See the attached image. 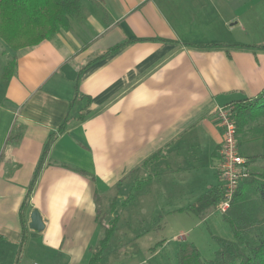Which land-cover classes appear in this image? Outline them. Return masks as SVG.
Instances as JSON below:
<instances>
[{
  "label": "crops",
  "instance_id": "crops-1",
  "mask_svg": "<svg viewBox=\"0 0 264 264\" xmlns=\"http://www.w3.org/2000/svg\"><path fill=\"white\" fill-rule=\"evenodd\" d=\"M262 20L264 0H82L67 29L10 50L14 72L1 75L0 112L8 117L0 139V264H87L102 238L96 197L117 202L136 184L143 183L140 195L167 194L166 211L192 213L219 186L215 110L264 88V50L231 46L264 43V35L240 37ZM52 135L23 229L20 209ZM155 153L161 157L145 164ZM35 210L39 232L29 228Z\"/></svg>",
  "mask_w": 264,
  "mask_h": 264
},
{
  "label": "trees",
  "instance_id": "trees-1",
  "mask_svg": "<svg viewBox=\"0 0 264 264\" xmlns=\"http://www.w3.org/2000/svg\"><path fill=\"white\" fill-rule=\"evenodd\" d=\"M99 2V0H96ZM82 8V0H0V39L12 51L37 45L44 40L52 39L60 30L68 28L69 20L77 16ZM126 43L108 50L104 54L120 48ZM222 44H198L202 50L219 48ZM234 48L264 50V43L259 45H231ZM104 56V55H103ZM15 59H6L2 78L7 79L14 72ZM77 96V95H76ZM69 102L66 117L59 128H63L69 110L77 102V97ZM231 116L236 127L237 145L257 142L262 153L247 157L248 164L258 159L263 160L260 170L251 171L240 182L236 195L223 220L229 226L233 240L217 238L218 244L211 259H204L200 251L192 243L181 244L176 252L175 264H264V88L253 98H245L230 102ZM82 119V116L79 117ZM56 137L52 135L44 145L41 156L35 166L27 188L26 198L20 209L22 227L25 229L23 211L29 195L33 191L36 180ZM240 155H242L240 153ZM159 153L150 156L145 164L152 165L160 158ZM244 157V156H243ZM222 198V188L213 187L200 197L190 208L194 214L200 215L209 208H215ZM97 218L102 223L101 199L96 197ZM106 233V232H105ZM108 235L99 240L96 247H91L87 264H98L102 259V248ZM24 242V238H22Z\"/></svg>",
  "mask_w": 264,
  "mask_h": 264
},
{
  "label": "rangeland",
  "instance_id": "rangeland-1",
  "mask_svg": "<svg viewBox=\"0 0 264 264\" xmlns=\"http://www.w3.org/2000/svg\"><path fill=\"white\" fill-rule=\"evenodd\" d=\"M259 35H264V20L260 21V27L243 28L240 37L249 39ZM5 48L8 47L0 39V101L2 102L1 75L5 59L6 57L10 59L9 55H11L9 48L8 52H4ZM6 117L8 114L1 111L0 134ZM1 136L2 134L0 139ZM261 151L259 143L241 146L243 155L252 156L260 154ZM139 187L135 185L132 196L126 194L117 202L111 198L101 203L102 237L106 235L108 237L101 251L102 259L98 264H175L178 247L185 243L194 244L204 259H211L218 246L217 238L233 240L231 230L221 214L214 212L206 221H201V217L194 213L168 212L165 203L167 194L162 196L152 192L148 195H140L143 193L141 189L144 188L143 183H140ZM188 193L190 194V191Z\"/></svg>",
  "mask_w": 264,
  "mask_h": 264
},
{
  "label": "built area",
  "instance_id": "built-area-1",
  "mask_svg": "<svg viewBox=\"0 0 264 264\" xmlns=\"http://www.w3.org/2000/svg\"><path fill=\"white\" fill-rule=\"evenodd\" d=\"M231 106L215 110L214 117L220 129L221 142L217 150V172L222 198L216 203L214 211L224 215L229 210L240 182L250 173L248 161L240 155L237 145L236 127L231 116Z\"/></svg>",
  "mask_w": 264,
  "mask_h": 264
},
{
  "label": "water",
  "instance_id": "water-1",
  "mask_svg": "<svg viewBox=\"0 0 264 264\" xmlns=\"http://www.w3.org/2000/svg\"><path fill=\"white\" fill-rule=\"evenodd\" d=\"M43 220L40 214L35 210L30 214L29 228L37 232L42 231L44 228Z\"/></svg>",
  "mask_w": 264,
  "mask_h": 264
}]
</instances>
